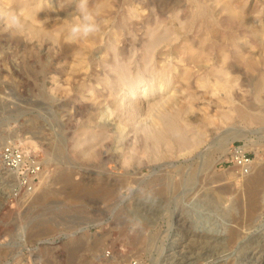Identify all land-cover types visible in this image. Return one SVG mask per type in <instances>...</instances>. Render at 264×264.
Masks as SVG:
<instances>
[{
  "label": "rangeland",
  "instance_id": "obj_1",
  "mask_svg": "<svg viewBox=\"0 0 264 264\" xmlns=\"http://www.w3.org/2000/svg\"><path fill=\"white\" fill-rule=\"evenodd\" d=\"M77 4L0 0V149L17 143L42 177L79 186L6 203L0 163V264H236L241 246L264 250V187L250 218L247 175L217 148L264 163V0H88L100 31L67 43ZM232 227L235 242H209Z\"/></svg>",
  "mask_w": 264,
  "mask_h": 264
},
{
  "label": "bare ground",
  "instance_id": "obj_2",
  "mask_svg": "<svg viewBox=\"0 0 264 264\" xmlns=\"http://www.w3.org/2000/svg\"><path fill=\"white\" fill-rule=\"evenodd\" d=\"M20 8V7H19ZM24 13V12H23ZM28 21V20H27ZM30 24V23H29ZM37 25H39V24H37ZM29 30V29H28ZM23 31V30H22ZM37 33V32H36ZM35 33V34H36ZM30 38V37H29ZM36 42H38V41H36ZM86 73V72H85ZM218 150H220L221 152H223L222 154H224V153H228L229 152V142H225V143H223L222 145H219L218 147ZM69 172V171H68ZM43 172H40V174H39V181H38V183H41L40 184V188H35V190H34V192L32 193V194H30V195H28L27 197H25L24 199L25 200H27V199H29V201L30 202H28V203H31V205L33 204V205H45L46 203H47V200H48V197H49V195H50V193H53L54 192V190L53 189H55V190H57L56 189V187L54 188V187H52V186H54L55 184H59V188L60 189H72L73 191H71L70 190V193H69V197L70 196H74L75 194H74V189H76V190H79V186H77L76 184V186H74V185H72L71 184V179L70 178H72L71 176H70V174L69 173H67V172H65V171H63V173H61L60 172V174L58 173L55 177H53V178H51L50 180H47V177L45 178L44 176V178L41 176V175H44V173L42 174ZM72 173V172H71ZM128 173V172H127ZM191 176V175H190ZM5 178H9V180L8 181H11L10 180V177L8 176V177H5ZM40 178H42L43 180L42 181H40ZM243 178V177H242ZM192 179V178H191ZM183 180V179H182ZM182 180H180L181 182H182ZM185 180V179H184ZM188 180H189V178H188ZM188 180H186V181H188ZM103 181V180H102ZM189 181H191V180H189ZM189 181L187 182V183H189ZM116 182V181H115ZM73 183V182H72ZM78 183V182H77ZM82 183V182H81ZM98 183H101V181L100 182H98ZM107 183V182H106ZM119 183V182H118ZM182 183H184V181L182 182ZM182 183H181V185H182ZM80 184V183H79ZM85 184H87V182L85 183ZM84 183H83V185L84 186H86ZM95 184H97V183H95ZM108 184H109V182H108ZM108 184H107V186L106 187H108ZM185 184V183H184ZM82 185V188H84V186ZM100 185H102V184H98V188L99 187H101ZM109 185H112V184H109ZM170 185V184H169ZM55 186H57V185H55ZM89 186V185H88ZM93 185H91L90 186V188L92 187ZM105 186V184L103 185V187ZM37 187V186H36ZM78 187V188H77ZM103 187H101V188H103ZM105 187V188H106ZM194 187V186H193ZM242 187H243V189H244V192H245V194H246V196H247V198H245V199H247L248 200V202H247V204H248V216L250 217V218H252V217H254V214H255V211H256V209H257V207H258V205H259V203H260V200H261V193H262V191H263V187H264V163H257L256 165L253 163V165H252V168H251V170H250V172L247 174V176H246V179L243 181V183H242ZM53 188V189H52ZM86 188V187H85ZM84 188V189H85ZM94 188V187H93ZM97 188V189H98ZM114 188H116V187H114ZM190 188V187H189ZM86 189H88V188H86ZM85 189V190H86ZM96 189V188H95ZM95 189H94V191H95ZM110 189H112V188H110ZM185 189V188H184ZM191 189V188H190ZM84 190V191H85ZM99 190H100V188H99ZM106 190H108L107 188L106 189H103L101 192L103 193V191H105V193H106ZM113 190V189H112ZM182 190V189H181ZM186 190V189H185ZM53 191V192H52ZM93 191V190H92ZM66 192H67V190H66ZM87 192V191H86ZM88 192H89V190H88ZM87 192V193H88ZM96 192H98V191H96ZM96 192H93V194H96ZM108 192H110L109 190L107 191V194H109ZM55 193V192H54ZM72 193H73V195H72ZM76 193H77V191H76ZM181 193H182V191H181ZM241 193V192H240ZM78 195L80 194V193H77ZM83 194V193H82ZM82 194H80L81 196H82ZM86 194V193H85ZM90 194H91V191H90ZM89 193H88V195H90ZM93 194H91V195H93ZM106 194V195H107ZM56 195V194H55ZM87 195V194H86ZM86 195H83V197H85ZM98 195V194H97ZM103 195H104V193H103ZM103 195H101V197L102 198H104L103 197ZM76 196V195H75ZM96 196V195H95ZM100 196V195H99ZM71 197V198H72ZM82 197V198H83ZM92 197L93 196H91V199H92ZM98 197V196H97ZM87 198H88V196H87ZM86 198V199H87ZM95 198V197H94ZM21 199V198H20ZM82 200V199H81ZM93 200V199H92ZM98 201H100V200H98ZM170 201V200H169ZM23 202H25V201H23ZM51 202V201H50ZM246 202V201H245ZM244 203V202H243ZM237 205V204H236ZM144 209V208H143ZM149 215V214H148ZM177 216V215H176ZM172 217V216H171ZM258 217V216H257ZM260 217V216H259ZM258 217V218H259ZM252 220H254V218L252 219ZM258 220V219H257ZM255 221V220H254ZM151 222V221H150ZM178 224H180V223H178ZM250 224V223H249ZM247 225V224H246ZM256 225V224H255ZM145 226V225H144ZM229 226H230V224H229ZM245 226V225H244ZM249 226V225H248ZM241 227V226H240ZM243 227V226H242ZM258 227V226H257ZM256 227V228H257ZM250 228V227H249ZM145 229V228H144ZM147 229V228H146ZM202 229H204L203 227H202ZM252 229V228H251ZM250 229V230H251ZM205 230V229H204ZM245 230V229H244ZM252 231V230H251ZM201 233H198V231L196 232V234H197V236H199V238H208L207 237V234L209 233H207V230L206 231H200ZM256 233V232H255ZM251 237V236H250ZM257 237V236H256ZM198 238V237H197ZM239 238V232H238V230L237 229H233V227H232V229H230L229 231H228V233H227V236L226 237H224L223 236V234L222 233H219V234H217V235H214V236H210L208 239H209V242H211V243H213V244H223L225 241H229V242H235L237 239ZM250 239H252V238H250ZM136 240V239H135ZM207 240V239H206ZM261 240V239H260ZM149 241V240H148ZM238 242V241H237ZM241 242V241H240ZM255 242L253 241L252 243H250V244H248L247 246L245 245V246H241L240 248L241 249H239L238 250V254H237V256L235 255V257H234V260L236 261V264H264V250L261 248V246L259 247L258 245H251V244H254ZM170 245V244H169ZM239 246V245H238ZM243 248H245V249H243ZM214 249V245H212V246H210V248L208 249L209 251H210V253L212 252V250ZM170 251V250H169ZM237 251V250H236ZM173 253V252H172ZM172 253H167L166 255H164L165 256V258L163 259V260H167L168 258H169V256H171V254ZM205 253V252H204ZM152 254V253H151ZM207 254V253H206ZM212 255H213V253H212ZM154 257V256H153ZM151 258L150 260L152 261V263L153 264H157L158 263V258ZM177 257V256H176ZM199 257V256H198ZM160 258V257H159ZM206 259V258H205ZM162 260V259H161ZM181 261V260H180ZM182 262V261H181ZM162 263H163V261H162ZM179 264V263H178ZM181 264V263H180ZM196 264V263H195Z\"/></svg>",
  "mask_w": 264,
  "mask_h": 264
},
{
  "label": "built area",
  "instance_id": "obj_3",
  "mask_svg": "<svg viewBox=\"0 0 264 264\" xmlns=\"http://www.w3.org/2000/svg\"><path fill=\"white\" fill-rule=\"evenodd\" d=\"M226 162L235 166L240 176H246L253 165L250 154L241 145L234 144L229 148ZM0 163L4 172L12 178V184L4 196L6 203L34 192L43 168L42 161L36 155L23 150L17 143H8L0 149Z\"/></svg>",
  "mask_w": 264,
  "mask_h": 264
},
{
  "label": "clouds",
  "instance_id": "obj_4",
  "mask_svg": "<svg viewBox=\"0 0 264 264\" xmlns=\"http://www.w3.org/2000/svg\"><path fill=\"white\" fill-rule=\"evenodd\" d=\"M77 10L79 18L68 27V34L65 37L67 43H73L78 39L87 38L100 31V24L97 22L96 15L88 6V0H78ZM2 15L9 28L16 30L22 29V17L15 11H8Z\"/></svg>",
  "mask_w": 264,
  "mask_h": 264
}]
</instances>
